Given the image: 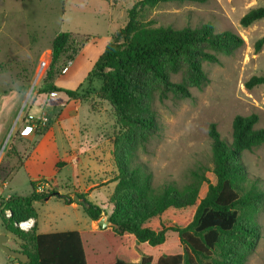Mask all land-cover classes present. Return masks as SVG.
I'll return each mask as SVG.
<instances>
[{
  "label": "trees",
  "instance_id": "trees-1",
  "mask_svg": "<svg viewBox=\"0 0 264 264\" xmlns=\"http://www.w3.org/2000/svg\"><path fill=\"white\" fill-rule=\"evenodd\" d=\"M206 1L142 0L128 11L127 24L113 35L91 75L102 80L98 96L111 105L116 125L123 129L114 136L112 152L117 176L108 220L113 225L45 234L34 228L28 232L19 230V223L37 220L35 204L50 195L65 199V204L74 202L56 191L36 193V182H31V195L11 196L0 205L4 229L25 245L21 251L29 257L25 264L245 263L258 237L255 216L264 207V192L249 177L243 161L245 152L264 145V129H256V115L234 118L231 141L223 139L216 125L211 124L213 168L200 166L191 170L184 186L167 184L156 189L152 175L131 164L137 149L158 130L155 94L159 91L164 97L172 94L178 99L190 98L192 88L202 89L208 83L203 62L217 63V54L233 55L245 44L234 33H215L210 24L196 29L154 27L142 21L141 11L162 3ZM260 20H264V7L251 9L240 25L248 28ZM74 41L72 33L56 35L51 63L37 96L50 97L55 92L69 99L80 97L78 91L54 85L55 78L72 63L68 55ZM263 46L264 37L255 43L256 52ZM178 74H182V81L175 83L172 77ZM263 84L264 77H253L246 87ZM10 95L0 100L7 103L0 115L9 116L17 107L21 94L13 91ZM79 197L88 204L83 207L87 217L98 222L103 209L88 201L86 195ZM7 210L11 212L9 219L5 217Z\"/></svg>",
  "mask_w": 264,
  "mask_h": 264
},
{
  "label": "rangeland",
  "instance_id": "rangeland-1",
  "mask_svg": "<svg viewBox=\"0 0 264 264\" xmlns=\"http://www.w3.org/2000/svg\"><path fill=\"white\" fill-rule=\"evenodd\" d=\"M140 1L0 0V100L9 98L13 91L21 94L15 110L9 116L0 115L1 180L8 179L13 166L19 163V159L13 156L19 124L27 114H38L31 104L37 98V91L47 71L45 69L40 73L39 65L43 60L51 63V48L56 35L69 32L74 35L75 41L68 55L72 56L69 72L57 76L54 85L66 90L84 88L90 89L91 93L96 92L102 87V80L93 77L92 81H88V78L99 57L112 42L113 35L127 24L128 11ZM260 7H264V0L170 2L159 4L153 9H142V21L154 27L196 29L210 24L215 33H234L245 42L233 55L217 54V63L203 62L208 83L202 89L192 88L190 98L178 99L172 94L164 97L159 91L155 94L153 105L157 113L158 130L148 143L137 149L131 164L150 173L156 189L167 184L184 186L189 181L191 170L200 166L210 170L213 168L209 136L211 124H215L221 137L228 141L232 139L236 116L256 115V129H264V84L250 89L246 87L251 78L264 77V46L259 52L255 50V43L264 37V20L248 28L240 25L241 18L247 12ZM87 36H90L89 42L85 44ZM37 66L39 71L33 76ZM182 77V74L175 75L172 81L180 83ZM24 103L23 112L16 121ZM6 104L0 103V110H6ZM79 116L82 125L94 120V115L90 113V102L83 103ZM15 121L17 123L12 129ZM74 123L69 121L61 130L59 125L50 120L43 134L36 132L30 146L18 145L17 149L23 155L26 154L24 167L8 179L7 187L0 188V197L29 196L32 193V181L47 179L52 183V191L72 201L75 195H86V199L100 206L104 211L103 216L109 218L113 211V180L117 176L111 154L114 149L113 136L123 129L116 125L110 142L105 144L104 151L111 154L110 159L94 151L80 155L76 162L71 163L67 151L73 142L71 139L77 133L72 127ZM243 161L249 177L264 192V145L245 152ZM208 177L213 180L211 175ZM89 181L94 183L92 189H82L85 185H91ZM76 182L82 187L71 185ZM50 196L49 200L35 204L38 217L33 230L53 233L92 228V221L85 214L83 206L75 201L71 205L65 204V199ZM3 200L6 199H0V205L4 203ZM98 222L94 228H99ZM254 223L258 228L256 246L244 264H264V207L255 216ZM2 228L0 220V231ZM6 234L10 236L8 246L11 249L22 251L25 248L16 236L9 232ZM0 264L19 263L10 261L0 250Z\"/></svg>",
  "mask_w": 264,
  "mask_h": 264
},
{
  "label": "crops",
  "instance_id": "crops-1",
  "mask_svg": "<svg viewBox=\"0 0 264 264\" xmlns=\"http://www.w3.org/2000/svg\"><path fill=\"white\" fill-rule=\"evenodd\" d=\"M39 66H37L38 68L35 69L33 76H35L38 73ZM92 78L93 77L90 76V78H88V81H92ZM72 91H78L80 93V97L78 99H69L65 95H59L57 99H50V97L48 96L39 95L36 96L37 98L31 104V106L36 108L38 114L45 112L48 115L51 122L52 123L54 122L56 125H59L61 130H63V126L65 127L69 124V121H75L72 127L75 129L77 133L71 139L73 142L70 145V149H68L67 151L70 156L69 162L74 163L78 160V157L80 155L94 151H97L101 157L109 156L108 158L110 159L112 153L107 154L104 151V147L106 143L110 142L111 134L115 132V127H116V118L111 105L107 101L101 99L98 96L99 90L93 93H91L90 89H84V88H80ZM76 101L81 102L80 107H77L75 105ZM85 101L90 102V113H92L95 118L94 120H91L89 123L87 124L84 123L82 125L81 120L79 119L80 118L79 112ZM59 109H61L60 112ZM64 112L66 113L67 116H65ZM35 137H36V132L33 130L31 125H29L25 121L19 124L16 140L14 141L15 154L13 155L19 159V163L18 165L13 166V168L9 172V176L7 175L8 179L12 177L13 174H16L22 167H24V163L26 160V154L23 155L17 149V146L22 145L26 147L27 144L28 146H30L31 142L35 140ZM20 163H22L21 167H20ZM6 179L5 181L0 179V184H1L0 188H5L9 185L8 179L7 180ZM89 183L91 184L89 187L85 185L82 189L86 190L87 188H89L88 191L92 189L94 183L91 181H89ZM113 183L115 182L113 181ZM71 185L74 187L76 186L82 187L79 182L71 183ZM32 192H33V188H32ZM91 196L92 195H90V197ZM10 197H11L10 195L9 196L2 195L0 199L7 200ZM106 218L108 219V217ZM91 225L92 228L90 230L97 229L94 228L96 222L92 221ZM0 234H6V230L4 229V227L0 231ZM39 234H45V233H39Z\"/></svg>",
  "mask_w": 264,
  "mask_h": 264
},
{
  "label": "built area",
  "instance_id": "built-area-1",
  "mask_svg": "<svg viewBox=\"0 0 264 264\" xmlns=\"http://www.w3.org/2000/svg\"><path fill=\"white\" fill-rule=\"evenodd\" d=\"M49 65H50V63L47 62L46 60L41 61V63H40V73H42L43 70L48 69ZM70 65H71V63L67 67H65L63 69V71H62L63 75L68 73ZM58 96L59 95L57 93L52 92L50 94V99H57ZM75 105L77 107H80L81 106V102L80 101H76ZM24 121L26 123H28L29 125H31V127L33 128V130L35 132L43 131L44 128H46L49 125V123H50V119H49L48 115L45 112L40 113L38 115L27 114L25 119H24ZM35 182H36V184H35L36 193H46V194H48L49 192H51L53 190V186H52V183H51L50 180L40 179V180H37ZM5 215H6L7 218H11V212L10 211L7 210L5 212ZM34 225H35V220L30 219L27 222L19 223L17 226L22 231L28 232V231L33 229Z\"/></svg>",
  "mask_w": 264,
  "mask_h": 264
},
{
  "label": "water",
  "instance_id": "water-1",
  "mask_svg": "<svg viewBox=\"0 0 264 264\" xmlns=\"http://www.w3.org/2000/svg\"><path fill=\"white\" fill-rule=\"evenodd\" d=\"M32 89H33V88H32ZM25 103H26V102H25ZM25 103H24L23 106L21 107V109H20V111H19V114H18V116H17L16 121H18L20 115L22 114L23 109H24V107H25ZM16 121H15V123H14L12 129L14 128L15 124L17 123ZM12 129H11L10 133L12 132ZM9 136H10V134L8 135L7 140L9 139ZM7 140H6V141H7ZM4 147H5V144L3 145L2 150L4 149ZM51 197H52V196H49L48 198H46V201L49 200ZM73 200H74L77 204H79V205H81V206H83V207H87V206H88L86 200L83 199V198H80L78 195H75V196L73 197ZM98 224H99V227H101V228H103V229H105V228H107V227H111V226L113 225L112 222H110V221L106 218V216H103V217L99 220ZM9 240H10V236H9L8 234H0V250L3 251V253L9 258L10 261H13V262H14V261H18V262H20V263H22V264L27 263L28 260H29L28 255L25 254V253H23V252H21V251H16V250L11 249V248L8 246V242H9Z\"/></svg>",
  "mask_w": 264,
  "mask_h": 264
}]
</instances>
